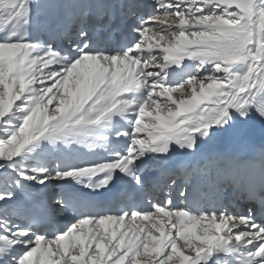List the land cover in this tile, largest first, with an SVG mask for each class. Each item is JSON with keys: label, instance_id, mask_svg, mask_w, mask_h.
Wrapping results in <instances>:
<instances>
[{"label": "snow or ice", "instance_id": "1", "mask_svg": "<svg viewBox=\"0 0 264 264\" xmlns=\"http://www.w3.org/2000/svg\"><path fill=\"white\" fill-rule=\"evenodd\" d=\"M50 7L0 0V264H264V156L170 166L264 119V0Z\"/></svg>", "mask_w": 264, "mask_h": 264}, {"label": "bare ground", "instance_id": "2", "mask_svg": "<svg viewBox=\"0 0 264 264\" xmlns=\"http://www.w3.org/2000/svg\"><path fill=\"white\" fill-rule=\"evenodd\" d=\"M45 2L51 5V7L47 9V18L50 20H61L64 17L70 16L72 14L75 6L78 3V0H45ZM108 3L110 5H113L114 7V5L117 3V0H108ZM110 27H112L111 22L108 20V18H105L100 28L103 30V32L107 33L109 31L107 28ZM253 116L254 114L251 115L248 119H250ZM248 119H242V120H248ZM233 124L230 127L226 128L225 130L218 132L216 135L213 136L211 140L208 141H210V143L215 142V145L219 146L220 148H224L226 142L232 139V134L229 133V130L231 129ZM154 174H156V172L148 171L145 173V178L147 179L148 176L150 177ZM212 175H214V173ZM177 195L178 193L174 191L173 197L175 198ZM165 198L166 197L164 195H161L160 197L161 200Z\"/></svg>", "mask_w": 264, "mask_h": 264}]
</instances>
